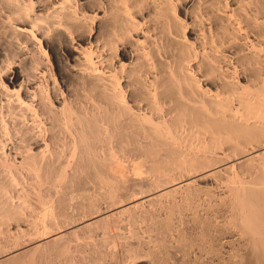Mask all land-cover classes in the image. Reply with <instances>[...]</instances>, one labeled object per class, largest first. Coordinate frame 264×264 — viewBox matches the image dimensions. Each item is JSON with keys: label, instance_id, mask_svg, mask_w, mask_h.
<instances>
[{"label": "bare ground", "instance_id": "obj_1", "mask_svg": "<svg viewBox=\"0 0 264 264\" xmlns=\"http://www.w3.org/2000/svg\"><path fill=\"white\" fill-rule=\"evenodd\" d=\"M231 160L258 170L234 187L246 239L235 263L264 264V0H0V209L18 214L15 201L31 187L62 193L47 225L33 224L44 237L132 194L176 185L151 201L173 191L197 196L204 188L195 183ZM101 219L93 231L104 234L110 224ZM101 236L94 260L105 264ZM50 238L0 263L56 264L50 254L66 243ZM135 243L119 264H168L169 256L146 262ZM192 249L185 243L176 264L195 263Z\"/></svg>", "mask_w": 264, "mask_h": 264}, {"label": "rangeland", "instance_id": "obj_2", "mask_svg": "<svg viewBox=\"0 0 264 264\" xmlns=\"http://www.w3.org/2000/svg\"><path fill=\"white\" fill-rule=\"evenodd\" d=\"M259 152L260 151L256 150L253 153L258 154ZM257 163L258 162H255V164H257ZM233 166L235 168H233ZM214 168L215 169H213V170L211 169L210 171L216 175L210 176L207 179H203V180L197 181L195 183L197 186H199V184H200V186H202L204 188L203 191L197 193V196L186 198V197H183L181 192L173 191L171 194L159 197L160 201H156V200L151 201V198L153 196H156L157 194H162L165 191L171 190V188L173 190L174 188L177 187L176 185H175V187H174V185H170V186H168L169 188L167 187L168 189H162V190L159 189V190H157V192L154 191V193L152 192V193L147 194V195H139V194L133 195L132 194V195H130L131 197H129V199H127L128 201L126 200L124 203L118 205L119 207L117 206V208L116 207L113 208L114 210L112 208L109 210L106 207H104L101 210V212L93 210L94 214H92V216H95V217L91 218L89 216V217H87L88 219L84 218V219L79 220L77 223H79L80 225L76 223L72 226H69V228L71 230L69 228L67 229V227H65L67 230H70L72 232L67 231L68 232L67 233L65 228H63L64 231L62 229H58V231H60V232H57V230L55 228H53L50 231V233L53 232L52 236L50 233H48L47 234L48 236H46V235L44 236L45 238L43 236L41 237L39 235V233L37 232V230L34 231L35 228H34L33 224H38L40 226V228L43 226L44 223H46V225H47V221L49 222V220H51V217L55 213L59 212V210H57V212H56V210L53 207H54V205H56L58 203V202L56 203V199L58 198V196L60 198L62 193H56V191L53 189V190H51L52 193L50 191H46L47 194H46V192H44L46 195H42L44 193H42L40 191V188H39V191H40L39 192L38 187H36V186L35 187H36L37 192L34 191L33 187H31L29 190L25 189V191L26 190L28 192L30 191L31 194L27 193V191L25 193H27L28 196L30 195L29 199L32 202L30 200H27L28 196H26L25 194H24V197L26 196L24 199V200H26L25 202L23 200L18 199L17 198L18 195H17L16 198L18 199V201L16 198H14L13 200L16 199L15 203L21 205V211H20V209H18L19 210L18 214H9L6 211V209H0V262H3L4 260H6V258L7 259L12 258L13 257L12 255H14V254L15 255H17V254H19V255L23 254L24 255V253L26 254V251H25L26 247L27 248L33 247L32 251L30 248L31 252L29 250H27L28 251L27 253H29V254L30 253L31 254L36 253L39 251L37 249H39V248L41 249L42 245H39V244H42V243L44 244L46 241H48V237L49 238L52 237V238H50V240L52 239L51 241H53L56 237V239L58 238L57 242L59 245L63 246L66 243V245H64L66 247L65 251L61 252V255H62V253H65V254H63L61 256L59 253L60 256H58V253L55 251L52 252V255L50 254L51 259H53V256L57 257V258L54 257L55 262L57 261L56 264H58V261H60L59 264H62L66 260L68 261V259H70V260L68 263L66 261L67 264H85L86 262H87V264H98L99 262H100L99 264H104L103 260H101V261H95L94 260L98 254V251L100 250L99 243H101V239H103L101 235H104V237L106 239L105 242L107 244L106 249H107V252L109 254V257H108L107 261H105V264H106V262H107V264H112V263H115V264L118 263L119 264V259L121 261L123 253L125 252L126 248L131 243H135V242L136 243L134 245L137 246V248L143 247V252L148 255V258H146L145 260H146V262L148 261L149 263H151V259L156 260V261L157 260L163 261L165 263L164 260L169 256L171 258L169 260H167L169 257L166 259V261H168V264H174V263L176 264L175 258L179 259V260H181V258H183L184 254H182V253H183L184 244L190 243L192 248H193L192 250H196L195 252L192 251L195 254H193L191 252V259H192V255H195V256H193L195 258V260H193L194 258L192 259L193 261H195V263H193V264H200V261H201V264H207L209 262L211 264H218V263L226 264L227 262H228L227 264H237V263H235V260L237 262L238 258L236 257L235 254H236L238 248L242 247V245L245 244L246 239H245L244 235L242 234L241 230H239L240 228L238 227V225L235 221V218L237 216H239V214H240L238 209H241V208L239 205V198H237V193L239 191L236 192V189L234 187L236 186V183L239 184V182H241V181L242 182L243 181H245V182L250 181L251 182L252 180H254L258 174V170L254 169V170L244 171L239 167L237 162L233 161V160H231L230 162L228 161V163L227 162L223 163V165L219 164V167L217 165ZM24 184L26 185L28 183H24ZM19 188H21V186H19ZM207 190H209V191H207ZM33 192H35V193H33ZM53 192H54V194H53ZM36 193L37 194L39 193V194L37 195ZM40 193H41L42 198H40ZM34 194L37 195V198H35ZM50 195H51V197H50ZM52 195H53V199H52ZM54 195H56V197H57L56 199L54 198ZM45 196L46 197L48 196L47 197L48 199H45L46 198ZM49 197L52 199L51 202H50ZM38 199H41L42 201L43 200H46V201L49 200L48 202H50V204L48 206V210H49V208H50V210L47 211V208L41 203L42 201L38 200ZM37 200L39 202L41 201L40 202L41 205L38 204L39 202ZM237 201H238V204H237ZM22 203L23 204L25 203V204L23 205ZM31 203L32 204L34 203V204L32 205ZM34 205H36L37 207L39 206L38 212H37V207H35ZM28 206H30V207L28 208ZM32 206H34V208ZM30 208H32V209H30ZM42 208H43V210H42ZM116 209H117V212H115ZM18 210H17V212H18ZM33 210H35L36 212ZM105 210H109L110 212L105 211ZM94 211L97 213H95ZM158 211L162 215L160 213H158ZM236 211L238 214H236ZM102 212H103V214H101ZM176 213H177V215H175ZM110 214H111V216H110ZM152 215L153 216L155 215L154 218ZM163 215H165V216H163ZM37 216H38V218H37ZM104 216H105V218H104ZM151 216H152V218H151ZM101 217L103 219H106L108 226L110 224V228L113 226L111 229L109 227H107L106 232L104 234H100V232L97 231V229H95L93 231V229L95 227H97L99 225L100 221L102 220ZM117 217H118V219H117ZM170 217L172 219L171 220V226L172 227H170V229H167V230H164V229L162 230L161 226L164 224V221L168 220ZM44 218L47 220H45ZM35 219L36 220L39 219V221L37 220L38 223L35 222L36 221ZM206 219H207V222H206ZM82 222H84V223H82ZM91 222H95V224L91 223ZM134 223H136V224H134ZM216 224H217V226H216ZM85 225L88 227H86ZM204 225L210 226V230H211L209 235H207L205 237L202 236V230L205 227ZM74 226H77V227H74ZM72 228H73V230H72ZM54 229H55V231H54ZM109 229H110V231H109ZM133 229H134V231H133ZM150 229H151V231H150ZM177 229H179V231ZM181 229H183V230H181ZM213 229H214V231H213ZM24 230L25 231L28 230L27 232H29V233H27V232L24 233L25 232ZM112 230H114V232ZM117 231L119 233H116ZM95 232H97L99 234H96ZM62 233H63V236L61 235ZM30 234H31V236H30ZM57 234H59V236ZM72 234H74V235H72ZM94 234H96L97 238L94 237L95 236ZM107 234L110 236L113 235L115 238L113 236L111 238V237L107 236ZM37 235H39V237H41V238H38ZM53 235L55 237H53ZM97 235L99 236V238L101 237L100 241H98L99 238ZM156 235H158V236H156ZM35 236H36V238H35ZM68 236L71 238H69ZM85 236H86V238L88 236L89 239L86 240ZM224 236H225V238H224ZM72 237H74L73 239L75 241L72 240ZM90 238L92 239L93 242L92 241L90 242ZM23 239H25V240L23 241ZM79 239H81V240H79ZM114 239H116V241ZM30 240H32L33 242ZM94 240H96V241H94ZM19 241L20 242L22 241V242L20 243ZM113 241H115V242H113ZM28 242H30V243H28ZM88 242H90V243L88 244ZM216 242H217L218 246H216ZM23 243H25V244H23ZM37 243H38V245H37ZM139 243H141V245H139ZM223 243H225L224 246H222ZM87 244H88L89 249H87ZM91 244H93V245H91ZM220 244H221V247L219 246ZM35 245H36V248H35ZM97 245H98V247H97ZM71 246H73L75 249H72L73 247L71 248ZM180 246H181V249H180ZM225 246H226V248H224ZM176 247H178V248H176ZM118 249H120V251ZM168 249L169 250L172 249V250L169 251ZM70 250H71V253L73 255H71ZM180 250H181V252H180ZM23 251H25V252H23ZM86 251H88V252H86ZM216 251H219V252H216ZM89 252H90V254H89L90 257L86 258V257H88L87 253H89ZM172 252H174V253H172ZM221 252H224L223 253L224 257H223V254ZM229 252H231V253H229ZM85 253L87 256L84 255ZM78 254L81 255L82 261H80L81 259L78 260L80 257V256H78ZM209 254H210V256H209ZM221 254H222V256H220ZM230 254H232V255H230ZM154 255H155V257H154ZM196 255H199V256H196ZM203 255H205V260L206 261L208 260L207 262H205L204 258L202 257ZM72 256H75L76 259ZM196 257L199 259L202 257L201 259H203V260L198 259L199 261H197ZM209 257L210 258L212 257V260L213 259H215V260L212 261ZM218 257H221V259H219ZM160 258H161V260H160ZM224 258H225V260H223ZM61 259H64V262H63V260L61 261ZM148 259H150V260H148ZM172 259H174V260H172ZM216 259L217 260L219 259L218 260L219 262H217ZM228 259H230V260H228ZM75 260H77V261L75 262ZM116 261H117V263H116ZM169 261H171V262H169ZM173 261H175V262L173 263ZM222 261H224V262L222 263ZM203 262H205V263H203ZM66 263H64V264H66ZM127 264H131V262L130 263L128 262ZM166 264H167V262H166ZM179 264H181V261Z\"/></svg>", "mask_w": 264, "mask_h": 264}]
</instances>
